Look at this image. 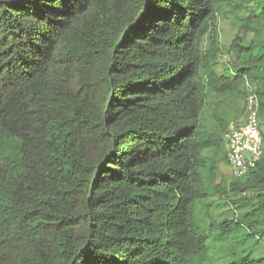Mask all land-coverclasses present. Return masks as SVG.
Masks as SVG:
<instances>
[{
  "label": "trees",
  "instance_id": "obj_1",
  "mask_svg": "<svg viewBox=\"0 0 264 264\" xmlns=\"http://www.w3.org/2000/svg\"><path fill=\"white\" fill-rule=\"evenodd\" d=\"M250 88L264 133V0H0V264H264V155L204 154Z\"/></svg>",
  "mask_w": 264,
  "mask_h": 264
},
{
  "label": "built area",
  "instance_id": "obj_2",
  "mask_svg": "<svg viewBox=\"0 0 264 264\" xmlns=\"http://www.w3.org/2000/svg\"><path fill=\"white\" fill-rule=\"evenodd\" d=\"M259 109V98L250 88L245 99V117L224 132L227 162L235 177L247 174L264 155V133Z\"/></svg>",
  "mask_w": 264,
  "mask_h": 264
},
{
  "label": "rangeland",
  "instance_id": "obj_3",
  "mask_svg": "<svg viewBox=\"0 0 264 264\" xmlns=\"http://www.w3.org/2000/svg\"><path fill=\"white\" fill-rule=\"evenodd\" d=\"M220 28L222 32V41L224 44L227 45L230 43V40L235 36L237 32V27L233 25L231 20L222 18L220 22ZM231 58H232V54L230 52L223 53L222 56H220L219 58L218 65H216L215 67L217 71L220 73L225 72L226 63ZM216 103H217V100L214 98L213 105H215ZM234 120H235L234 115H232L231 124L229 127H231L235 123ZM203 122L206 125H211L213 121H210V119L206 117ZM204 154L207 157H217L216 159L218 161L219 168H220V172L218 173V177H219L218 179H221L223 176L224 177L223 184L226 185L227 181L229 180L230 177H232V175H231V167L225 159L226 148H225L224 142L219 148L205 149ZM209 202L211 203L210 215L212 216L213 220L222 221L224 219H228V218L231 219V218L236 217V212H235L236 208L233 205H231L229 200H227L226 198L225 199L220 198L219 193L213 192L209 197ZM233 212L235 214H233ZM208 223H210V221H208ZM251 240H256V237L253 236ZM261 242L264 243V240H261ZM222 245L224 246V243L222 242H211L210 244V251H211L212 258H215L218 255L215 258L216 261L220 257L221 252L225 253L223 249L221 250ZM247 245H249V242H247ZM238 249H239L237 250L238 254H242V248H238ZM229 259L224 260V261H229Z\"/></svg>",
  "mask_w": 264,
  "mask_h": 264
}]
</instances>
